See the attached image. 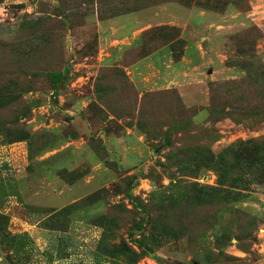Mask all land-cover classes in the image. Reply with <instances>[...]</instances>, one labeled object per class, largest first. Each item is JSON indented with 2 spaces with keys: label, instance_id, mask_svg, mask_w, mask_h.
<instances>
[{
  "label": "rangeland",
  "instance_id": "rangeland-1",
  "mask_svg": "<svg viewBox=\"0 0 264 264\" xmlns=\"http://www.w3.org/2000/svg\"><path fill=\"white\" fill-rule=\"evenodd\" d=\"M92 2L0 0V264H264V0H211L235 7L179 91L103 66Z\"/></svg>",
  "mask_w": 264,
  "mask_h": 264
},
{
  "label": "crops",
  "instance_id": "crops-1",
  "mask_svg": "<svg viewBox=\"0 0 264 264\" xmlns=\"http://www.w3.org/2000/svg\"><path fill=\"white\" fill-rule=\"evenodd\" d=\"M91 6V12L84 14L83 18L85 23H94L98 45L104 43V50L108 51L103 58V62L108 63L103 66L117 67L126 81L140 91L149 87L174 88L179 91L181 86H186L190 78L202 70L201 60L207 55L205 47L212 45L210 42L214 39L213 35L218 33L219 25L215 24L217 15L221 16L235 7L229 4L222 12H218L217 6L211 0L203 4L194 1L161 0L110 14L102 13L96 0H93ZM249 10L242 12L249 16ZM186 30L190 32L195 43L186 38ZM174 31L176 35L173 34ZM125 62L126 65H118ZM70 169L73 168L67 171H72ZM81 182L78 179L69 182L70 185L63 183L62 192H55L49 198L55 200L53 198L58 197L57 203L63 202L60 207H66L79 198L71 195L68 189L80 190L79 193L85 197L91 194L92 186L83 190L78 188ZM64 195L66 199L62 197Z\"/></svg>",
  "mask_w": 264,
  "mask_h": 264
},
{
  "label": "trees",
  "instance_id": "trees-1",
  "mask_svg": "<svg viewBox=\"0 0 264 264\" xmlns=\"http://www.w3.org/2000/svg\"><path fill=\"white\" fill-rule=\"evenodd\" d=\"M180 1V0H179ZM189 1H192V0H189ZM189 1H183L182 0V2H189ZM198 3V2H197ZM200 4H203V3H200ZM51 76H53L52 77V79H53V83H54V85H53V87H52V90L55 92L56 91V83H57V81L58 80H60V78H61V75L60 74H53V75H51ZM88 197V196H87ZM87 197H85L86 199H89V198H87ZM77 202H75V203H73V206H75V204H76ZM68 208H72V206L71 205H69V207L68 206H66V207H64V208H62L61 210H64V209H68ZM73 208H75V207H73ZM75 209H77V208H75ZM75 209H72V210H70V212H72V211H74ZM138 250H139V253L140 254H142V255H146V256H149V254H150V249L148 248V247H146V246H141L140 244H138ZM151 258V257H150ZM151 259H153V260H156L154 257H152ZM156 261H158V260H156ZM158 262H160V261H158Z\"/></svg>",
  "mask_w": 264,
  "mask_h": 264
}]
</instances>
